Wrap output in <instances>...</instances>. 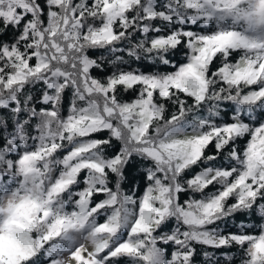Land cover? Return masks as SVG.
<instances>
[{"label":"snow or ice","instance_id":"obj_1","mask_svg":"<svg viewBox=\"0 0 264 264\" xmlns=\"http://www.w3.org/2000/svg\"><path fill=\"white\" fill-rule=\"evenodd\" d=\"M121 45L165 66L184 45L186 62L123 68ZM225 101L237 107L218 123ZM134 157L151 163L138 197L122 189ZM255 210L264 219V0H0V264H196L197 246L264 264V223L212 227Z\"/></svg>","mask_w":264,"mask_h":264},{"label":"trees","instance_id":"obj_2","mask_svg":"<svg viewBox=\"0 0 264 264\" xmlns=\"http://www.w3.org/2000/svg\"><path fill=\"white\" fill-rule=\"evenodd\" d=\"M187 27L191 28L192 31L195 32H206L211 30V25H188ZM15 35V32L13 30H9L8 34L3 37L5 40H11ZM142 34L137 33L135 39L132 40V43H135L136 40L141 39ZM121 48L124 49V45H121ZM186 50L184 45H181L180 51L173 53L169 59L172 61L169 65H161L158 61H153L148 58L142 57L140 60H136L135 58H129L127 55V50L124 49L121 52H118L117 55H123L125 64L121 65L123 68H131V69H138L142 71H160V72H171L175 70V66L184 62L185 56L183 55L184 51ZM89 55L92 57H97L100 55L107 56L108 54L104 52L103 50H92L89 52ZM112 57H109L111 59ZM239 58L238 53H234L232 56L233 62ZM220 65V60H216L213 62L212 70H215L216 67ZM113 67L109 64H105L104 70L100 71L97 69L92 70V75L96 77H104L108 74H111L113 71ZM135 92H123V90L120 91L119 96L121 99L125 101H130L135 98ZM69 100L70 95L66 97L65 99V109L69 106ZM191 103V101H189ZM172 111H174V108H171V106H168ZM237 105H235L233 102L225 101L222 103V113L221 117L217 120H224L228 121L233 109L236 108ZM205 114H208L207 107L200 109L198 113L196 114H189V120L193 118V115H202L205 116ZM257 119L262 118L260 114L257 115ZM108 136V132L104 131L100 134H98L97 138H104ZM247 138H244L242 140L237 141V148L242 149L245 146ZM114 147H119L118 143L113 140ZM109 155L113 153V149H107L106 150ZM217 165H220L223 163L222 159H218L215 162ZM227 166V165H225ZM151 167V163L149 161H145L139 158L134 157L132 159V162L128 165V167L125 170V176L127 177L126 181L122 184V189L125 191L126 194L129 195H135L140 196L143 194L144 189L147 186V179H146V169ZM193 171H198V169H194ZM83 176V173H82ZM113 185L110 184V187ZM80 187H83V184L80 185ZM215 189L213 187H209L207 191L211 192ZM192 196V193H185L182 194L181 200L188 199ZM103 198V196H97L95 199L99 200ZM197 198H199L197 196ZM231 202V201H229ZM103 220V217L100 218ZM264 223V219L261 218L258 210L252 211V212H245V213H237L233 215L232 217H228L225 220L218 222V224L213 225L212 227H216L221 229L224 232H236L238 229H240L242 226L247 225V228L249 230H254V225L258 227L260 224ZM175 225V221H170L167 225H165L164 229L162 230H169L173 228ZM170 250H171V246ZM212 253V256L210 259L205 258L203 255L204 252ZM197 256H196V264H238L239 260V252L236 248H220V249H211L204 246H197Z\"/></svg>","mask_w":264,"mask_h":264},{"label":"rangeland","instance_id":"obj_3","mask_svg":"<svg viewBox=\"0 0 264 264\" xmlns=\"http://www.w3.org/2000/svg\"><path fill=\"white\" fill-rule=\"evenodd\" d=\"M184 62H186V60L184 61ZM184 62H182V63H184ZM221 107H222V104H221ZM208 112V111H207ZM208 114H205V116H207ZM218 123L220 122V121H217ZM189 131H191L190 129H189ZM84 186V185H83ZM101 199H103V198H101ZM100 200V199H99ZM69 210H71V206L69 207ZM164 231H167V230H164Z\"/></svg>","mask_w":264,"mask_h":264}]
</instances>
